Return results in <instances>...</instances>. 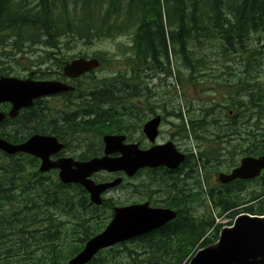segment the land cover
<instances>
[{
	"label": "trees",
	"instance_id": "16d2710c",
	"mask_svg": "<svg viewBox=\"0 0 264 264\" xmlns=\"http://www.w3.org/2000/svg\"><path fill=\"white\" fill-rule=\"evenodd\" d=\"M251 34H256L258 42L263 41L260 48L247 47L246 39ZM119 36L130 38L128 48L136 62L130 82L121 74L82 82L74 89L81 99L75 111L62 113L59 121L57 115L45 114L44 120L49 118L54 125L47 128L40 127L42 119H36L41 115L39 109L33 110L37 114L32 127H28L29 111H24L16 129L2 130L5 139L19 143L31 134L42 133L62 140L65 130L64 138L70 134L73 140L89 135L101 138L107 133L126 134L129 128L140 130L153 111L135 110L142 105L137 102L138 91L145 92L146 108H152L153 103L147 83L135 76L143 69L158 67L156 71L167 77L173 75L174 81L178 79L180 83L178 68L173 71L170 61V56L179 53L176 45H180L187 65V71H183L188 74V83L210 73L218 88L230 86L234 80L230 82L221 73L207 70L204 61L187 45L214 41L220 47H213L215 53L221 57L246 50L249 58L257 60L258 49L264 47V0H0V74L14 73L13 66H19V60L36 55L29 66L48 63L62 76V61L74 57L66 59L55 53L77 42L90 45L97 39ZM81 56L87 58L85 54ZM97 58L101 66L103 58ZM249 67L244 66L236 78L244 89L252 83L245 103L232 98L224 105L226 111L219 113L202 105L192 118L185 117L186 123L179 112H174L185 133L188 128L193 146L201 148L192 156L194 159L185 161L175 177L166 171L139 172L135 178L142 175L137 181L118 187L123 190L122 200L109 196L96 206L82 186L61 183L56 171L40 173L34 157L0 154V264H67L89 238L105 228L114 206L135 197L175 210L176 218L162 228L99 251L88 264H187L199 248L215 243L222 227L230 225L236 215H264V171L253 180L227 184L217 180L213 186L208 185L205 175L202 181L194 180L207 188H188L190 172L195 174L197 168L204 172L209 168L214 172L229 171L241 156L264 154V80L260 76L244 77ZM35 76L52 75L45 69L38 70ZM93 76L91 72L89 77ZM252 109L256 111L251 116ZM66 147L74 150L69 144ZM90 147L82 145L84 152L75 158L96 155L98 152ZM201 203L206 209L199 214L196 207Z\"/></svg>",
	"mask_w": 264,
	"mask_h": 264
},
{
	"label": "water",
	"instance_id": "95a60500",
	"mask_svg": "<svg viewBox=\"0 0 264 264\" xmlns=\"http://www.w3.org/2000/svg\"><path fill=\"white\" fill-rule=\"evenodd\" d=\"M97 67L96 58H77L65 64L63 73L67 77L76 78ZM71 90L72 86L60 81L0 77V103L12 102L11 114L29 106L36 97ZM159 122L160 117H155L143 126V132L150 141H154L158 134ZM124 139L123 135H104L103 155L84 161H77L69 156L52 160L51 156L59 153L64 144L51 135L35 134L21 144H10L0 138V149L7 154L23 152L39 158L40 171L57 169L62 183L82 186L89 194L90 201L96 205L102 203V193L119 185L122 178L116 177L112 181L99 183L91 179L94 173L123 172L131 177L146 167L176 168L185 158L171 141L142 150L137 144H125ZM115 153L120 155L112 156ZM262 170L264 155L248 156L242 158L239 165L229 173H220L218 180L226 184L235 179H252L259 176ZM175 216V211L153 207L149 202L116 206L106 228L90 238L67 264H86L99 250L158 229ZM188 264H264V216H237L230 227L220 231L215 244L198 250Z\"/></svg>",
	"mask_w": 264,
	"mask_h": 264
},
{
	"label": "rangeland",
	"instance_id": "374dc122",
	"mask_svg": "<svg viewBox=\"0 0 264 264\" xmlns=\"http://www.w3.org/2000/svg\"><path fill=\"white\" fill-rule=\"evenodd\" d=\"M251 38L249 40L246 39V45L249 48L250 46H256L257 48H260V43L263 41L260 40L259 42L256 39V34H251ZM131 44L130 38L128 36H119L115 38H102L97 39L90 45H84L81 42H77L76 45L70 49H61L59 53H55V56H64L66 59L71 57H78L83 54L87 55V58L89 57H102L103 61L101 63V66L98 69L94 70V76L89 77V74L85 77L80 78L77 81V84L82 85V82H88V81H94L95 78L100 77H107V78H116L118 74L123 75L128 79V82H130V79L133 78L131 76V71L135 68V61L132 59V50L128 48V46ZM214 46L219 47V45L214 41L206 40V43L201 45L197 44L196 42H189L187 47L190 50L195 51V55L200 57L202 61H204V65L207 68V70H212L213 74L221 73L220 76L229 78L230 82H233L230 86L224 87L223 89H220L217 87L215 80L211 78L210 73L208 75H203L201 77H198L196 80H193L191 83H188V74L185 72L186 65L183 62L181 54L178 53V55L170 56V61L172 65V70L175 71L176 68H178L179 74L178 76L181 79V82L174 81L173 75L170 77H167L166 73L162 71H156L158 69L152 70V69H143L140 72H137V76H140L143 81H145L149 87V93L151 95H157L160 97V101L157 103H153V107H169L172 106L174 111L179 109V113L181 114L182 118L185 120L186 118H192L194 116V111H198L199 108L202 105H205V107H212L213 110L216 113L226 111V107L224 105H227L228 102L232 100V98L237 97L238 99H241L243 103H245L248 100V95L253 88L252 83L247 85L244 89V85L237 81V77L240 74V71L243 70V67L249 64L248 71L243 75L244 77L248 79L257 78L258 76L262 77V80H264V47H261V49H258V52L260 54H257V60L253 59V56L249 58L248 51L244 50L236 54H230L228 57H221L220 54L215 53ZM178 51V49H176ZM214 54V56L212 54ZM179 56V57H178ZM113 57V59H111ZM180 58V59H179ZM36 59V55L30 57L27 59H21L19 60V66L16 67V65L13 66L14 73L13 75H17L20 77H27L28 74L36 69H44L48 66V63L36 65L33 64L31 66L30 62L34 61ZM181 60V63H180ZM261 61V64H258L257 61ZM62 62H65L63 60ZM17 63V62H16ZM202 64V63H200ZM150 66V64H147ZM27 66V67H26ZM185 70V71H183ZM262 75H258V74ZM176 78H177V72H175ZM113 79H111L112 81ZM196 84H193L195 83ZM141 87L144 86V84H140ZM144 89V88H143ZM244 90V91H243ZM140 92V91H138ZM77 95L76 93H72ZM49 107H53L51 103H49ZM55 108V107H53ZM57 109V108H55ZM231 109V108H230ZM58 110V109H57ZM74 110V109H73ZM170 110V108H168ZM256 111V109H252L250 111V115ZM248 111L245 113L247 114ZM173 127L179 123V120H172ZM20 124V121H17L15 129ZM51 124L49 121H43L40 123V127H49ZM186 129V126H185ZM162 133L161 136L164 138V133H168L171 130V127L168 125H164L161 128ZM239 130L242 132V126L241 123L239 124ZM2 132V130H0ZM209 131V128H208ZM193 142L189 141V149L191 153L196 156L198 153V150L196 149V153L194 152L193 148ZM73 146L74 150L71 148H66L64 150L65 155L75 158V155H80L82 152H84V148L80 147V145H75L74 142L69 143V147ZM93 149V146L90 147V150ZM78 159V158H76ZM224 160V159H222ZM193 163V161H192ZM190 168V167H189ZM210 169V168H209ZM207 172H204V169L197 168L196 173L190 172V175L192 177L188 181V188L191 189L194 186L198 185L201 186L202 189L207 188V185L203 184V182H196L194 178L198 179L203 178L204 176L208 175V185L213 186L217 183V173L220 172H214L213 170H209ZM191 170V169H190ZM223 171V170H221ZM143 171L142 173H144ZM227 172V171H223ZM140 176L136 178H127L125 182H135L137 181ZM183 175L185 173V169L182 171ZM106 178L103 174H97L94 176V179H104ZM202 181V180H201ZM182 188V186L180 187ZM115 197L117 199L122 200L123 196V190L120 188H117L116 190H113L110 193L105 194V197ZM145 201V199H140V197H135L131 199V201L125 203H134V202H142ZM154 206H161L160 203L158 204H152ZM197 212L199 214L204 213V209L202 203L196 207ZM228 219H223L222 222H226ZM47 224V221H45Z\"/></svg>",
	"mask_w": 264,
	"mask_h": 264
},
{
	"label": "flooded vegetation",
	"instance_id": "af4514ba",
	"mask_svg": "<svg viewBox=\"0 0 264 264\" xmlns=\"http://www.w3.org/2000/svg\"><path fill=\"white\" fill-rule=\"evenodd\" d=\"M38 71V69L35 70V73ZM47 72L49 74H51L52 76H55L57 74V70H54L53 68H48ZM85 77V76H82ZM82 77H78L76 79H69V78H61V79H57V78H43V79H57L59 81L62 82H66L69 84L74 85L75 87L78 85L77 81L82 78ZM34 79H40L37 78L34 75ZM140 99L138 100V103L143 104L144 103V97H145V92H138ZM160 97L157 95H152V103H157L160 100ZM80 102V96L79 98L77 97V95L69 93V92H62V93H58L56 95H52V96H48V97H42V99H37L33 102V105L31 106V108L29 109V114H30V118H29V122L31 124H34L36 121L35 117L37 112H34L33 110L35 108L39 109V111H41V115L37 116L36 119H42V122L45 118V112L48 110H52L53 112L57 113H63L65 114L66 112H72L73 109H75V106L79 105ZM49 103H51V105L55 108H57L58 110H53L55 108L53 107H49ZM77 104V105H76ZM168 108H170V110H168ZM10 109V105L8 103H4L1 106V110L8 112ZM135 109L139 110V111H153L154 113L151 114L150 116L146 117L145 119H149L152 118L154 116L160 115V125H159V131H158V135L155 138V140L152 142L150 141L145 135H143V133H139L137 130L136 131H132L130 128L128 131V133L124 134L125 135V143H135L137 144V146H139V148L141 149H147L150 146H152L153 144H162L168 140H171L174 142L175 146L177 147V149L179 151H181L182 153H184L186 155V162H189V160L192 158L193 154L191 153L190 149H189V141H191L192 136L189 135V137L187 136L186 133H184V131L182 129L179 130V126L181 125V123L179 122L178 124H176L173 127L172 124V120H180V118L178 116L175 115V113L178 114L179 109L177 110H173L175 108H172V106L169 107H153V108H146L145 106L141 105L140 107H136ZM175 112V113H174ZM68 117H70V114H66ZM32 120V121H31ZM18 119L17 118H5L3 122L0 123V130H6L8 128L10 129H15L16 124H17ZM63 125V124H60ZM164 125H169L171 127V130L168 133H164L165 137L163 138L161 136L162 133V126ZM50 126H54L53 124H51ZM62 140L64 143L69 144L71 139H70V134L69 136L64 138V135L66 133L65 130H62ZM54 135V134H53ZM56 136V135H55ZM60 139V138H59ZM89 143L92 144H97L98 145V149L101 150L102 148V136L101 138H98L96 135H93V140L89 139L88 140ZM185 161L183 163H181L179 165V167H177L174 170L168 169L164 166H158L155 168H151V170H153L154 172H161V171H167V172H171L173 174V177H175L177 174H179L180 172V167H182L185 164ZM103 175L106 176L105 179L103 180H111L113 178H115L116 176H118L119 174H112V173H102ZM186 174H188V170H186ZM136 175V174H135ZM135 175L133 177H135ZM183 176V173L182 175ZM131 182H127V186H130ZM116 189V188H115Z\"/></svg>",
	"mask_w": 264,
	"mask_h": 264
},
{
	"label": "bare ground",
	"instance_id": "6f19581e",
	"mask_svg": "<svg viewBox=\"0 0 264 264\" xmlns=\"http://www.w3.org/2000/svg\"><path fill=\"white\" fill-rule=\"evenodd\" d=\"M149 39V38H148ZM145 43V42H144ZM149 44V43H148ZM150 45V44H149ZM178 48V51H179V54H181V56H182V59H183V62H184V56H183V53L180 51V45H176ZM184 52H185V54H186V51L184 50ZM185 63V62H184ZM186 65V64H185ZM187 66V65H186ZM159 71V70H158ZM82 93V92H81ZM77 105V104H76ZM191 159H194V158H191ZM190 159V160H191ZM93 181H97V179L96 180H94L93 178H91Z\"/></svg>",
	"mask_w": 264,
	"mask_h": 264
}]
</instances>
